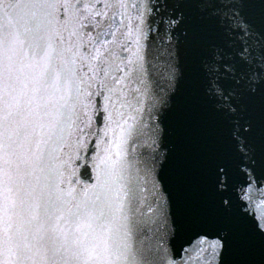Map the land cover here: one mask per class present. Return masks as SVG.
<instances>
[{"label":"snow or ice","instance_id":"1","mask_svg":"<svg viewBox=\"0 0 264 264\" xmlns=\"http://www.w3.org/2000/svg\"><path fill=\"white\" fill-rule=\"evenodd\" d=\"M0 264H264V0H0Z\"/></svg>","mask_w":264,"mask_h":264}]
</instances>
